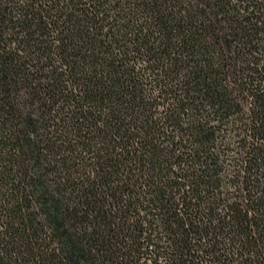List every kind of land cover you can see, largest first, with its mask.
<instances>
[{
	"label": "trees",
	"instance_id": "trees-1",
	"mask_svg": "<svg viewBox=\"0 0 264 264\" xmlns=\"http://www.w3.org/2000/svg\"><path fill=\"white\" fill-rule=\"evenodd\" d=\"M0 264H264V0H0Z\"/></svg>",
	"mask_w": 264,
	"mask_h": 264
}]
</instances>
